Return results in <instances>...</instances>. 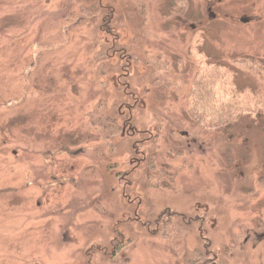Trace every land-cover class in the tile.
Returning <instances> with one entry per match:
<instances>
[{"label":"rangeland","instance_id":"obj_1","mask_svg":"<svg viewBox=\"0 0 264 264\" xmlns=\"http://www.w3.org/2000/svg\"><path fill=\"white\" fill-rule=\"evenodd\" d=\"M237 58L264 0H0V264H264V117L184 102Z\"/></svg>","mask_w":264,"mask_h":264},{"label":"trees","instance_id":"obj_2","mask_svg":"<svg viewBox=\"0 0 264 264\" xmlns=\"http://www.w3.org/2000/svg\"><path fill=\"white\" fill-rule=\"evenodd\" d=\"M67 18L69 19V23L74 24V21H72L73 16L69 15ZM239 62L246 67L245 71L254 77L256 81L255 87L248 88L246 90H235L234 88L232 90H229L231 94L230 100L221 105L215 104L214 108L210 106L212 104V100L214 99V92L212 88L216 85V82L212 81L213 75L216 74H213L212 72H216L217 69H215V71H211L214 70V67L210 68L209 66H207L206 68L204 67L205 69H198V67H195L192 71L190 76L191 84L184 98L185 109H187L188 115L191 116L192 123L199 126L202 132H206L204 129H208L207 127H210L211 125H209V123L207 122H204L209 117L215 118L218 116L221 120L225 117L226 122L225 124H223V129L235 124L236 121L244 114H256L255 116L261 114L264 117V61L258 58H237L231 63L235 65ZM218 67L220 68V65H218ZM256 105H258V109H256ZM200 110L204 112L200 113ZM197 114L199 115L198 117ZM107 122L109 121L107 120ZM148 164L149 167L153 168V164L151 163V161H149ZM155 173L154 175L150 176V179L155 182L162 181V179L160 180V178H158L156 176L157 174L155 175Z\"/></svg>","mask_w":264,"mask_h":264}]
</instances>
